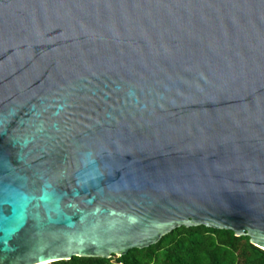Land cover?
<instances>
[{"label":"water","instance_id":"1","mask_svg":"<svg viewBox=\"0 0 264 264\" xmlns=\"http://www.w3.org/2000/svg\"><path fill=\"white\" fill-rule=\"evenodd\" d=\"M195 224L264 249V0H0V264Z\"/></svg>","mask_w":264,"mask_h":264},{"label":"trees","instance_id":"2","mask_svg":"<svg viewBox=\"0 0 264 264\" xmlns=\"http://www.w3.org/2000/svg\"><path fill=\"white\" fill-rule=\"evenodd\" d=\"M225 228L179 225L147 246L106 258L71 255L49 264H264V249Z\"/></svg>","mask_w":264,"mask_h":264},{"label":"rangeland","instance_id":"3","mask_svg":"<svg viewBox=\"0 0 264 264\" xmlns=\"http://www.w3.org/2000/svg\"><path fill=\"white\" fill-rule=\"evenodd\" d=\"M47 264H49V263H47Z\"/></svg>","mask_w":264,"mask_h":264}]
</instances>
